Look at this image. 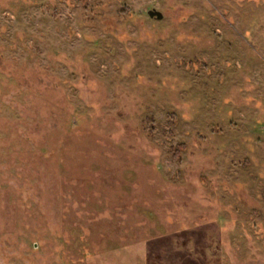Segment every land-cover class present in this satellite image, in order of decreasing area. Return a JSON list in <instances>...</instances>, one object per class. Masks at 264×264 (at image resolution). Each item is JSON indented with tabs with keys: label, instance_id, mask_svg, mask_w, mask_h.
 Returning <instances> with one entry per match:
<instances>
[{
	"label": "rangeland",
	"instance_id": "374dc122",
	"mask_svg": "<svg viewBox=\"0 0 264 264\" xmlns=\"http://www.w3.org/2000/svg\"><path fill=\"white\" fill-rule=\"evenodd\" d=\"M0 264H264V0H0Z\"/></svg>",
	"mask_w": 264,
	"mask_h": 264
},
{
	"label": "water",
	"instance_id": "95a60500",
	"mask_svg": "<svg viewBox=\"0 0 264 264\" xmlns=\"http://www.w3.org/2000/svg\"><path fill=\"white\" fill-rule=\"evenodd\" d=\"M153 13H154V12L150 11V12H149L150 16L154 15ZM156 15H157L158 18L161 17L160 12H156Z\"/></svg>",
	"mask_w": 264,
	"mask_h": 264
}]
</instances>
